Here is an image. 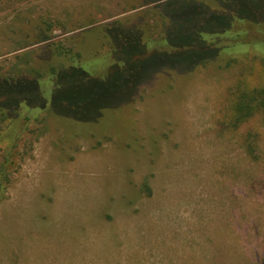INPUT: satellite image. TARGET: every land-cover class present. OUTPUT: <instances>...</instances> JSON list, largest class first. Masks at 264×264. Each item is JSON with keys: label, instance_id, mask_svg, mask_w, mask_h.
Here are the masks:
<instances>
[{"label": "rangeland", "instance_id": "rangeland-1", "mask_svg": "<svg viewBox=\"0 0 264 264\" xmlns=\"http://www.w3.org/2000/svg\"><path fill=\"white\" fill-rule=\"evenodd\" d=\"M165 1L0 0V75L82 60L0 177V264H264V126L233 124L264 63L143 53Z\"/></svg>", "mask_w": 264, "mask_h": 264}, {"label": "trees", "instance_id": "trees-1", "mask_svg": "<svg viewBox=\"0 0 264 264\" xmlns=\"http://www.w3.org/2000/svg\"><path fill=\"white\" fill-rule=\"evenodd\" d=\"M161 12L165 26L156 41H163V47L145 48L143 53L164 58L168 68L178 69L180 66L176 65L185 64L184 69L189 71L217 57H229V61L253 57L264 63V4L259 7L256 0H166ZM118 40L113 43L114 50ZM60 52L71 54L62 49ZM70 59L66 65H52L42 71L32 69L27 76L0 75V117L12 123L5 134L12 144L0 166L1 178L6 168L15 163L14 148L27 123L45 111L48 89L55 84L61 89L65 87L63 82L78 65L74 63L82 61L79 54L71 55ZM234 95V126L257 114L264 126V87L238 86Z\"/></svg>", "mask_w": 264, "mask_h": 264}]
</instances>
